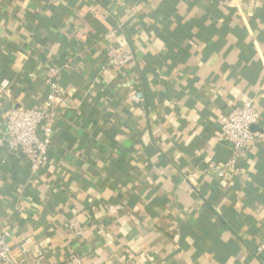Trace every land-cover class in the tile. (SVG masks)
I'll use <instances>...</instances> for the list:
<instances>
[{
    "label": "crops",
    "instance_id": "obj_1",
    "mask_svg": "<svg viewBox=\"0 0 264 264\" xmlns=\"http://www.w3.org/2000/svg\"><path fill=\"white\" fill-rule=\"evenodd\" d=\"M67 63L39 174L0 150L12 259L264 264V0H0V125L44 107L43 69ZM248 100L257 141L219 177L221 117Z\"/></svg>",
    "mask_w": 264,
    "mask_h": 264
},
{
    "label": "built area",
    "instance_id": "obj_2",
    "mask_svg": "<svg viewBox=\"0 0 264 264\" xmlns=\"http://www.w3.org/2000/svg\"><path fill=\"white\" fill-rule=\"evenodd\" d=\"M130 59L132 56L126 55L117 61L118 64H123ZM67 69H70V63L59 68L52 66L43 69L44 83L48 88L44 107L13 108L3 116V124L0 125V150L7 149L11 153L23 155L30 163L31 177H36L40 169L48 162L54 123L64 101V93L60 85V72ZM8 86L7 82L2 83L1 92L8 94ZM143 98L142 93L133 96V99L138 102L143 101ZM260 118L261 112L254 100H248L232 108L221 117L220 130L216 140L219 144L232 147L233 153L227 164H210L209 168L216 170L219 177L225 176L228 167L235 168L240 155L257 141L258 133L253 132L251 127L256 125ZM68 226L76 238L82 236L84 227L78 219H72ZM6 241V236H0V261L8 264H45L43 255L29 261L16 262L11 257V250ZM257 253L264 255V241L257 247ZM64 264H84V259L71 257Z\"/></svg>",
    "mask_w": 264,
    "mask_h": 264
}]
</instances>
